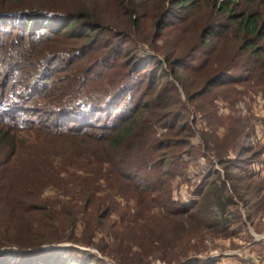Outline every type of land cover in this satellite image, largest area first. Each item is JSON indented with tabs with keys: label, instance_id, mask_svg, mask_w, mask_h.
<instances>
[{
	"label": "trees",
	"instance_id": "trees-1",
	"mask_svg": "<svg viewBox=\"0 0 264 264\" xmlns=\"http://www.w3.org/2000/svg\"><path fill=\"white\" fill-rule=\"evenodd\" d=\"M86 1L3 0L0 6V39H4L0 40V124L9 119L14 125L18 116L22 123L33 124L25 114L36 110L37 135L49 141L73 137L85 142L71 151L75 158L82 156L77 169L82 175L77 181L67 180L71 175L67 164H54L47 144L35 150L38 159L21 162L24 153L4 131L9 125H0V264H110L105 257L115 264H149L146 259L156 254L163 264H171L176 248L184 250L193 238L200 244L201 231L222 225L211 217L210 208L216 206L225 214L233 203L231 192L239 195L237 184L251 178L247 166L264 154V148L254 151L245 127L230 129L232 138L214 146V159L223 166L225 179L213 168L210 175L218 176L220 183L203 176L196 189L199 201H172L171 180L186 179L188 168L175 150L187 147L189 159L193 156L189 134L174 140L177 130L190 132L184 123L188 109L172 95L175 89H159L167 75L164 62L155 53L139 54L138 46L145 41L133 32L139 30L150 4L151 18L161 32L187 20L186 14L200 0H106L104 8L99 0ZM255 1L214 3L228 25L216 23L205 29L200 47L206 55L210 42L235 27L242 51L249 55L248 67L244 63L241 68L252 78H261L264 92V6ZM178 63H171L174 69ZM228 82L232 81L215 74L201 91L186 93L187 100L208 97ZM158 127L163 130L159 135ZM5 147L8 155L3 154ZM229 152L236 153L233 160ZM44 186H54L63 197L75 200L79 193L81 201L94 207L93 220H75L71 225L79 222L90 229L87 240L56 235L67 225L51 215L52 208L39 205ZM242 188L261 191L251 184ZM254 198L253 207L261 202ZM37 215L43 216L35 219ZM112 217L119 218L120 226L107 228ZM161 221L169 228L167 233L157 228ZM40 228L54 235L39 236ZM133 229L139 232L132 233ZM104 239H111V244ZM62 243L94 248L102 257ZM192 248L198 252L197 245ZM187 264L198 261L190 259Z\"/></svg>",
	"mask_w": 264,
	"mask_h": 264
},
{
	"label": "rangeland",
	"instance_id": "rangeland-1",
	"mask_svg": "<svg viewBox=\"0 0 264 264\" xmlns=\"http://www.w3.org/2000/svg\"><path fill=\"white\" fill-rule=\"evenodd\" d=\"M21 1L19 0L20 3ZM82 1L85 4L87 3L86 0ZM215 1L200 0L199 6L186 14L185 18L187 20L177 21L172 26L161 30V32H158L159 26L156 25V19L151 18L152 4H150L151 7L146 10L145 16L141 18L139 30L133 32L140 40L145 41V44L138 46L139 54L146 55L150 53L151 55L155 53L164 62L167 75L163 80L164 86L159 89H166V86L175 89L172 95L177 99L180 98L188 109L184 123H188L190 132L179 133V129L176 131L177 136L175 135L174 140L179 141V139H183L189 134L188 141L194 149L191 159L186 154L187 147L181 148L179 146L175 150L176 155L188 167L186 179L175 176L171 180L172 201L176 203L199 201L200 197L196 194V189L202 183L205 175H209L208 182L216 180L219 184L218 176L210 175L213 168L220 172L221 180L225 179L223 166L217 165L216 159H214V146L216 141H218L216 144H220L219 141L223 142L224 139L230 140L232 138L230 129L245 127V131H248L249 134L248 142L255 149L254 151L264 148V92L259 82L261 78H252L249 75L250 73L246 72V68H241L244 63L248 67L249 55L248 52L243 53L242 43L238 40V32L235 27L231 26L225 29L227 33L222 39L210 42L206 48V55L201 52L203 51L200 47L202 32L216 23L228 25L225 22L226 16L223 17L219 14L213 6L214 3L218 4L222 0H217V3ZM99 2L104 8L106 0H99ZM2 4L3 0H0V6ZM254 4L264 6V0H256ZM11 5H15L14 2ZM120 21L123 22L124 19H120ZM177 60L180 63L176 64L174 69L171 63ZM218 73H221L224 78L230 79L232 82L217 87L208 97H202L195 102L187 100L186 93L191 94L201 91L206 80ZM1 80L2 77H0V83ZM166 91L169 92V90ZM35 111L25 114L30 122H34L33 124L22 123V116H18L17 121H14V125L9 119H3V123L0 124L3 127L4 124L9 125V127L6 126L7 128L4 131H8L9 140L18 148L20 147L21 154L24 153L19 156L20 161L30 162L31 159H38L35 156V150L42 144H47L46 146L50 147L51 154L54 156V164L62 162L67 164L66 167L69 168L71 175L66 179L70 178L77 181L79 176L82 175V172L77 170L81 166L79 162L82 160V156L75 158L71 155V151H73V148L78 151L77 148L84 147L85 142L79 138L73 139V137L49 141L37 135L35 130L38 129L35 123L40 119H37L39 114H36ZM41 120L44 121V117ZM25 127H29V129ZM161 133H163V130L158 127L156 134ZM157 135L155 136L157 137ZM206 140H209L210 143L206 144ZM2 149L4 151V148ZM7 153L9 154V147H5L3 154L8 155ZM228 157L233 160L236 153L229 152ZM246 157L249 156L244 158ZM209 160L215 162L214 166L208 162ZM249 160L251 161V159ZM247 167L251 171L249 173L251 178H244L241 183L237 184L241 187V190L238 191L239 195L236 192H231L233 203L227 206L225 214H222L216 206L210 208L211 217L222 221V225L212 231H201L199 233L202 236L200 244L193 238L184 250L179 247L176 248L174 251L177 257L175 260V257L172 256L173 261L171 264H187L190 259H196L198 264H264V239L255 237V235L264 237V154ZM61 176H64V174ZM250 184L253 187H260L261 191L255 194L253 191L249 193L242 188ZM44 187L41 195L43 200L39 205L52 208L51 215L67 225V227L61 228L64 230L59 229L57 231L59 233L56 235L72 236L76 241L87 240L88 233H92L90 229L79 222L74 227H71V225L75 220H93L96 217L93 211L94 207L81 201L78 198L79 193L75 195L77 197L75 200V197L72 196L63 197L62 192L54 186ZM254 197H258L261 201L255 207L252 206L257 200ZM120 203L123 206L125 204L121 200ZM129 206L132 207L133 203L130 202ZM37 216L35 219H40L43 215ZM69 217H72V219L68 222ZM113 226H120L118 217H112L110 222L106 224L107 228ZM156 226L163 233H167L169 230L163 221L157 222ZM50 231L40 228L37 234L39 236L54 235V233H48ZM136 231L139 232V229H133L132 233ZM120 233H126L125 229L123 231L121 229ZM99 237L100 235L97 236V238ZM104 240L109 244L112 242L111 239ZM59 245H72L81 250H89L102 257L96 249L86 248L79 243H62ZM194 245L199 248L197 253L192 248ZM48 247L50 246H44V248ZM134 250L138 249L135 248ZM245 254L256 259L257 263L244 260ZM157 257V254L150 256L146 261L149 264H163L162 260ZM105 261L115 264L109 257H105Z\"/></svg>",
	"mask_w": 264,
	"mask_h": 264
},
{
	"label": "built area",
	"instance_id": "built-area-1",
	"mask_svg": "<svg viewBox=\"0 0 264 264\" xmlns=\"http://www.w3.org/2000/svg\"><path fill=\"white\" fill-rule=\"evenodd\" d=\"M244 260H249L250 262H255L257 263L256 259H254L253 257H248V255H246V257H243Z\"/></svg>",
	"mask_w": 264,
	"mask_h": 264
},
{
	"label": "water",
	"instance_id": "water-1",
	"mask_svg": "<svg viewBox=\"0 0 264 264\" xmlns=\"http://www.w3.org/2000/svg\"><path fill=\"white\" fill-rule=\"evenodd\" d=\"M255 237H256V238H262V239H264V237L259 236V235H255Z\"/></svg>",
	"mask_w": 264,
	"mask_h": 264
},
{
	"label": "crops",
	"instance_id": "crops-1",
	"mask_svg": "<svg viewBox=\"0 0 264 264\" xmlns=\"http://www.w3.org/2000/svg\"><path fill=\"white\" fill-rule=\"evenodd\" d=\"M246 255V254H245ZM231 256H233V255H231ZM232 259V258H231Z\"/></svg>",
	"mask_w": 264,
	"mask_h": 264
}]
</instances>
